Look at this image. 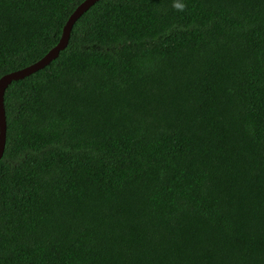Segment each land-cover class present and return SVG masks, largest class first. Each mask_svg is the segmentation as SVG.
Returning a JSON list of instances; mask_svg holds the SVG:
<instances>
[{
    "label": "trees",
    "instance_id": "16d2710c",
    "mask_svg": "<svg viewBox=\"0 0 264 264\" xmlns=\"http://www.w3.org/2000/svg\"><path fill=\"white\" fill-rule=\"evenodd\" d=\"M81 0H0V75ZM96 0L3 90L0 264H264V0Z\"/></svg>",
    "mask_w": 264,
    "mask_h": 264
},
{
    "label": "water",
    "instance_id": "95a60500",
    "mask_svg": "<svg viewBox=\"0 0 264 264\" xmlns=\"http://www.w3.org/2000/svg\"><path fill=\"white\" fill-rule=\"evenodd\" d=\"M96 0H81L73 10L69 13L63 25L61 26L60 35L55 44L48 48L40 57L34 61L13 70H10L0 75V155L4 145V134H5V117L2 104V94L6 85L14 79L21 78L41 67L46 65L51 59L55 58L60 49H62L67 42L70 28L79 15L86 10Z\"/></svg>",
    "mask_w": 264,
    "mask_h": 264
},
{
    "label": "clouds",
    "instance_id": "9594fccd",
    "mask_svg": "<svg viewBox=\"0 0 264 264\" xmlns=\"http://www.w3.org/2000/svg\"><path fill=\"white\" fill-rule=\"evenodd\" d=\"M172 7H173L174 10L184 11L186 6L184 4H182V3H177L176 0H173Z\"/></svg>",
    "mask_w": 264,
    "mask_h": 264
}]
</instances>
